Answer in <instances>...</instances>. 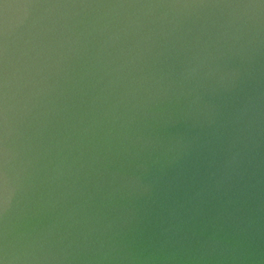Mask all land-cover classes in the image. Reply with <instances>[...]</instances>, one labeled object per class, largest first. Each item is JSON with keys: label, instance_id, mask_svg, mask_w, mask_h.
<instances>
[{"label": "water", "instance_id": "95a60500", "mask_svg": "<svg viewBox=\"0 0 264 264\" xmlns=\"http://www.w3.org/2000/svg\"><path fill=\"white\" fill-rule=\"evenodd\" d=\"M0 264H264V0H0Z\"/></svg>", "mask_w": 264, "mask_h": 264}]
</instances>
